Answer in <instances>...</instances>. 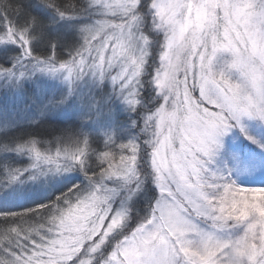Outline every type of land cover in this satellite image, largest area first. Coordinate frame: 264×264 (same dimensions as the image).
I'll return each instance as SVG.
<instances>
[{
  "label": "snow or ice",
  "instance_id": "6c2138e0",
  "mask_svg": "<svg viewBox=\"0 0 264 264\" xmlns=\"http://www.w3.org/2000/svg\"><path fill=\"white\" fill-rule=\"evenodd\" d=\"M0 264H264V0H0Z\"/></svg>",
  "mask_w": 264,
  "mask_h": 264
}]
</instances>
